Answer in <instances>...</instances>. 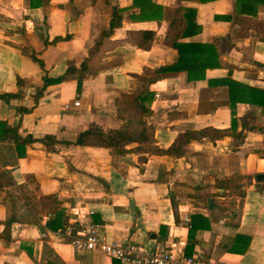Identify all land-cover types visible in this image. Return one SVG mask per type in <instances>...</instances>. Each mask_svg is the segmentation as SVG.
Listing matches in <instances>:
<instances>
[{
  "label": "crops",
  "instance_id": "crops-1",
  "mask_svg": "<svg viewBox=\"0 0 264 264\" xmlns=\"http://www.w3.org/2000/svg\"><path fill=\"white\" fill-rule=\"evenodd\" d=\"M40 2L0 0V96L16 95L0 98V122L14 129L0 140V264H129L43 238L55 218L80 228L99 225L109 242L264 264V178L257 179L264 176V107L252 100L253 90L264 91V41L229 19L234 0ZM116 6L123 8L122 25L92 55ZM167 6L193 10L191 34L180 41L214 51L220 65H207L201 78L198 63L197 79L190 80L187 70L196 67L186 64L185 71L152 85L153 114L144 120L153 127V141L146 147L166 150L187 130L214 127L227 135L193 140L180 157L147 151L122 156L76 144L92 124L107 131L128 123L120 105L139 85L134 75L179 61L178 50L166 44L170 22L159 17ZM253 18L264 21V6ZM137 30L156 32L149 50L128 41ZM91 57L98 74L80 85L65 78L46 85V78H62ZM234 98L244 99L234 104ZM16 134L37 141L19 146ZM48 136L70 143L49 151L41 141ZM224 180L229 183L221 188ZM10 218L15 221L6 230Z\"/></svg>",
  "mask_w": 264,
  "mask_h": 264
},
{
  "label": "trees",
  "instance_id": "trees-1",
  "mask_svg": "<svg viewBox=\"0 0 264 264\" xmlns=\"http://www.w3.org/2000/svg\"><path fill=\"white\" fill-rule=\"evenodd\" d=\"M136 3L141 1H151V0H134ZM199 3H207L216 0H197ZM235 9L234 15L230 16L229 19H235L242 25L246 24L248 28L256 30L257 35L261 40L264 41V21L257 20L253 16L258 15V10L260 6H264V0H234ZM50 0H41L40 4H49ZM158 8V7H157ZM159 17L161 19L168 20L170 22L169 32L166 37V44L172 48L178 50L180 58L179 61L170 66H163L161 68L152 70L147 68L146 73L143 75H134V78L138 81V87L134 91L132 97L125 102L122 108L123 113L128 115V123L121 129L107 130L92 124L87 130L82 132L76 141L78 145L86 146H99L109 148L114 151L115 154L125 155L129 152H151L164 155H172L175 157H180L183 155L185 148L193 140H202L208 138L210 140H217L223 138L227 135L226 130H220L214 127H208L201 130H187L184 133H181L177 136L174 144L166 149H159L154 147H146L148 144L153 141V127L148 125L144 120L146 117H149L153 114L152 109L148 106V103L151 101L154 96L151 88L158 79L165 74L177 73L179 71H185V65L193 64L196 65L200 63V66H203V72L198 75V77H205V71L207 65H220L218 57L214 51L205 53L206 49L204 46L195 45L193 43L181 42L180 39L190 36L193 24L190 22L191 13L193 10L184 9L181 6L178 7H162ZM144 11V10H143ZM195 12V11H194ZM123 20V8L115 7L113 15L110 21V26L108 30H103L100 36L99 41L93 47L91 53L94 55L99 51L100 46L105 38L111 37L114 32L121 27ZM156 32L153 30H137L130 31L128 35V41L134 44L136 47L149 50L155 40ZM62 38H57L60 40ZM47 45V42H46ZM202 54H205V57H202ZM32 59L39 62L43 67V62L36 56L35 52L31 55ZM216 58L217 62L213 63L211 60ZM91 58H87L82 63L81 67L78 69L74 66H71L64 77L57 79L46 78V85L49 83H60L64 78L77 80L80 85L82 80L88 75H96L99 72V69L90 68ZM211 61V62H210ZM206 62V63H205ZM210 62V63H209ZM213 63V64H212ZM198 67L189 68V79L196 80L197 75L194 73L197 72ZM230 93L234 91L235 82L230 81ZM45 88V87H44ZM43 89L38 93L43 94ZM252 94L257 104H260L264 107V91L253 90ZM16 95H1L0 98L8 99ZM239 99L244 98H234L233 103L235 104ZM19 112L23 113L28 111V109L19 108ZM14 129L9 127L6 122H0V140L8 139V134ZM15 140L19 146L21 142L33 143L37 141L32 137L26 139L22 138L18 134L15 136ZM44 144L47 145L49 151H55V145L58 144H69V141L57 140L54 137L48 136L41 140ZM136 144L137 146L132 149L127 147L130 145ZM23 154V153H22ZM228 180L219 181L218 184L221 188H225L228 184ZM14 218H10L6 225V230H9L14 223ZM48 229L58 230L59 228H65L67 225L62 224L60 218L50 219L47 223Z\"/></svg>",
  "mask_w": 264,
  "mask_h": 264
},
{
  "label": "built area",
  "instance_id": "built-area-1",
  "mask_svg": "<svg viewBox=\"0 0 264 264\" xmlns=\"http://www.w3.org/2000/svg\"><path fill=\"white\" fill-rule=\"evenodd\" d=\"M75 106H80V102L76 101ZM186 221L190 222L188 215ZM50 236L58 240H68L77 248L99 251L109 258L129 264H228L203 257V254L187 256L184 251L174 247L172 249L157 247L149 250L136 241L109 242L104 237L102 228L96 224L86 228L69 224L55 231L46 228L42 232V237Z\"/></svg>",
  "mask_w": 264,
  "mask_h": 264
},
{
  "label": "water",
  "instance_id": "water-1",
  "mask_svg": "<svg viewBox=\"0 0 264 264\" xmlns=\"http://www.w3.org/2000/svg\"><path fill=\"white\" fill-rule=\"evenodd\" d=\"M262 178H264V176H262V175H258V177H257L258 181H260ZM210 206L212 207V202L210 203Z\"/></svg>",
  "mask_w": 264,
  "mask_h": 264
},
{
  "label": "rangeland",
  "instance_id": "rangeland-1",
  "mask_svg": "<svg viewBox=\"0 0 264 264\" xmlns=\"http://www.w3.org/2000/svg\"><path fill=\"white\" fill-rule=\"evenodd\" d=\"M125 100V99H124Z\"/></svg>",
  "mask_w": 264,
  "mask_h": 264
}]
</instances>
